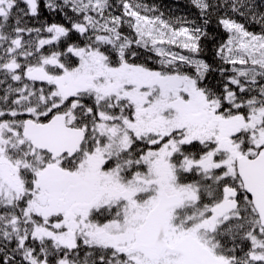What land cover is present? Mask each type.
I'll list each match as a JSON object with an SVG mask.
<instances>
[{"label": "snow or ice", "instance_id": "obj_1", "mask_svg": "<svg viewBox=\"0 0 264 264\" xmlns=\"http://www.w3.org/2000/svg\"><path fill=\"white\" fill-rule=\"evenodd\" d=\"M0 264H264V0H0Z\"/></svg>", "mask_w": 264, "mask_h": 264}, {"label": "trees", "instance_id": "obj_2", "mask_svg": "<svg viewBox=\"0 0 264 264\" xmlns=\"http://www.w3.org/2000/svg\"><path fill=\"white\" fill-rule=\"evenodd\" d=\"M147 3H157V4H167L170 7L175 8L176 6V0H145ZM186 2V0H184ZM182 7V4H181Z\"/></svg>", "mask_w": 264, "mask_h": 264}]
</instances>
